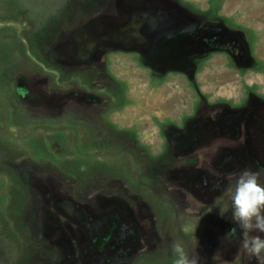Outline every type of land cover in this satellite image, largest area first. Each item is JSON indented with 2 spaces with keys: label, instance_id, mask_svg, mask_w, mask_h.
<instances>
[{
  "label": "rangeland",
  "instance_id": "374dc122",
  "mask_svg": "<svg viewBox=\"0 0 264 264\" xmlns=\"http://www.w3.org/2000/svg\"><path fill=\"white\" fill-rule=\"evenodd\" d=\"M133 13L138 23L180 20L165 29L193 40L201 36L199 22L209 27L222 21L240 31L241 40L250 37L255 67L231 74V63L216 54L191 79L168 67L156 73L139 53L93 45L104 28L97 25L100 18L120 25ZM194 54L185 57L191 66ZM251 90L264 100V0H0V264L72 259L65 243L93 241L84 228L91 218L98 223L107 217L111 190L128 199L141 193L160 221L158 198L168 197L157 172L167 157L161 130L193 117L200 97L210 105H238ZM38 178L48 190L57 186V194L74 193L58 214L57 199L45 201L37 193ZM180 220L184 234L172 231L173 242L198 264H221L219 255L208 260L209 252L201 259L208 237L200 238L203 218ZM62 224L76 229H54ZM158 225L167 240V228ZM226 246L231 249V242ZM93 251L84 250L83 257L90 259ZM141 257L137 264H174L162 249Z\"/></svg>",
  "mask_w": 264,
  "mask_h": 264
},
{
  "label": "flooded vegetation",
  "instance_id": "af4514ba",
  "mask_svg": "<svg viewBox=\"0 0 264 264\" xmlns=\"http://www.w3.org/2000/svg\"><path fill=\"white\" fill-rule=\"evenodd\" d=\"M205 24L198 23L200 26L198 31L201 34L199 39L196 37L197 39L193 40L194 37L186 36L188 38L185 39L183 46L177 47L179 51L185 52L183 63L185 57L190 56V52L195 53L192 56L195 64L191 66V63L187 62L182 66L189 78H196L200 63L216 54L225 55L226 60L231 63L233 67V70H230L231 74L255 67V60L252 58L253 42L250 37L241 40L244 38L241 32L227 27L222 21L210 24L209 27ZM188 68L189 71L186 70ZM153 70L159 73V69ZM231 74L228 78L234 77ZM207 99L199 98L200 107L196 114L183 120L182 126L169 124L160 132L165 140L164 150L167 157L157 172L161 173L162 182L165 181L168 196L166 200L158 198L161 209L160 221L151 202L144 199L141 193L128 199L126 193L120 196L115 195L117 190H111L107 195V221L105 218L97 223L96 218H91L89 227L84 228L88 238L94 242L65 243L73 250L69 253L72 259L68 260L69 257L61 256L55 264H75L78 260L81 264H84V261H91L93 264H137L140 260L143 261L141 256L150 257L160 252V249L163 250L166 259L172 261L173 237L169 234L177 230L178 233L184 234L179 221L180 216L185 215L204 220L205 226L202 225L203 235L200 238L208 237L207 241L206 239L202 241L206 243L200 248L205 249L201 259H206L205 256L209 252L208 260L221 256V264L257 262L255 257L239 249L238 230L237 236H225L236 228L230 221V201L235 185L227 180V177L246 168L253 171L264 169V100L252 90L238 105L229 102L210 105ZM109 127L112 128L110 124ZM259 182L264 185V172H261ZM34 187L45 201L57 199L59 202L56 205L57 214L63 200L69 201L70 194L74 195L70 188L62 190L60 194H57L60 192L57 186L48 190L39 178ZM85 194L78 193L77 197L85 198L87 197ZM167 207H171V210ZM89 209L96 211L102 207L99 205ZM221 213L224 216H221ZM207 218L212 219L209 228ZM158 224L167 228L165 241L161 238ZM55 227L54 229L60 232L66 231V234H73L76 229L74 225L69 231L63 224L61 227L58 225ZM226 241L231 242V249L226 246ZM90 248L94 251L91 258L86 259L83 257L84 250ZM188 249L190 250V247ZM197 255L199 258V251ZM163 261L165 260L160 259L159 264Z\"/></svg>",
  "mask_w": 264,
  "mask_h": 264
},
{
  "label": "water",
  "instance_id": "95a60500",
  "mask_svg": "<svg viewBox=\"0 0 264 264\" xmlns=\"http://www.w3.org/2000/svg\"><path fill=\"white\" fill-rule=\"evenodd\" d=\"M137 14H130L129 19L120 25L107 23V19L103 22L104 18H100L97 25L104 28L98 38L94 39L93 45L104 44L107 49L112 47L139 53L149 62L152 69L168 67L174 71L184 72L182 66L187 62L185 59L183 63V51H179L177 47H182L187 38H182L180 33H172L164 27L180 24V20L166 21L165 18L155 17L150 19L153 24L145 20L138 23ZM125 44L129 47L125 48Z\"/></svg>",
  "mask_w": 264,
  "mask_h": 264
},
{
  "label": "clouds",
  "instance_id": "9594fccd",
  "mask_svg": "<svg viewBox=\"0 0 264 264\" xmlns=\"http://www.w3.org/2000/svg\"><path fill=\"white\" fill-rule=\"evenodd\" d=\"M261 171L246 168L230 174L227 180L234 183L231 197L230 221L236 228L226 233V237L237 236L239 249L257 258L264 264V185L259 182ZM221 216L224 214L221 213ZM174 264H197L190 258L183 246L173 242L171 245Z\"/></svg>",
  "mask_w": 264,
  "mask_h": 264
}]
</instances>
